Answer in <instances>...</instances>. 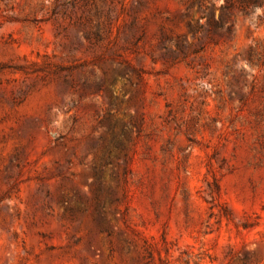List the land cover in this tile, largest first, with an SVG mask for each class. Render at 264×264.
<instances>
[{
    "label": "rangeland",
    "instance_id": "374dc122",
    "mask_svg": "<svg viewBox=\"0 0 264 264\" xmlns=\"http://www.w3.org/2000/svg\"><path fill=\"white\" fill-rule=\"evenodd\" d=\"M0 0V264H264V0Z\"/></svg>",
    "mask_w": 264,
    "mask_h": 264
},
{
    "label": "trees",
    "instance_id": "16d2710c",
    "mask_svg": "<svg viewBox=\"0 0 264 264\" xmlns=\"http://www.w3.org/2000/svg\"><path fill=\"white\" fill-rule=\"evenodd\" d=\"M227 1V3H232V1H234V0H226ZM240 1V0H239ZM251 2H252V4L254 5V6H257V1L256 0H251Z\"/></svg>",
    "mask_w": 264,
    "mask_h": 264
}]
</instances>
